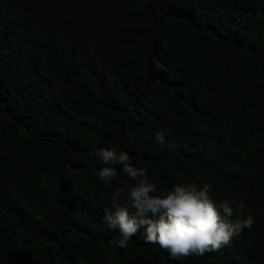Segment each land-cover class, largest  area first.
I'll use <instances>...</instances> for the list:
<instances>
[{
	"label": "trees",
	"instance_id": "obj_1",
	"mask_svg": "<svg viewBox=\"0 0 264 264\" xmlns=\"http://www.w3.org/2000/svg\"><path fill=\"white\" fill-rule=\"evenodd\" d=\"M99 147L254 226L185 260L121 248ZM0 264H264V0H0Z\"/></svg>",
	"mask_w": 264,
	"mask_h": 264
},
{
	"label": "clouds",
	"instance_id": "obj_2",
	"mask_svg": "<svg viewBox=\"0 0 264 264\" xmlns=\"http://www.w3.org/2000/svg\"><path fill=\"white\" fill-rule=\"evenodd\" d=\"M168 131H157L155 139L163 144ZM91 155L104 165L97 172L99 180L111 185L118 174L126 177L114 189L110 207L104 209L109 228L118 229L115 243L121 248L143 230L145 243L158 244L171 259L185 260L219 251L255 224L251 214L244 215V199L235 206L227 199L217 204L212 184L176 183L158 190L147 170L137 166L127 151L99 147Z\"/></svg>",
	"mask_w": 264,
	"mask_h": 264
}]
</instances>
